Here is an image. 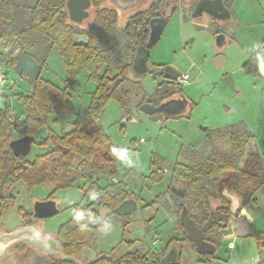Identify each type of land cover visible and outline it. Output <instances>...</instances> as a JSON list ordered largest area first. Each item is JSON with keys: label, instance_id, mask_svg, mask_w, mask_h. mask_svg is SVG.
<instances>
[{"label": "rangeland", "instance_id": "1", "mask_svg": "<svg viewBox=\"0 0 264 264\" xmlns=\"http://www.w3.org/2000/svg\"><path fill=\"white\" fill-rule=\"evenodd\" d=\"M7 1L33 3V0ZM185 4L178 0L177 8L170 16L159 41L151 49L150 61L171 66L181 73L188 72L189 80L181 85V94L195 104L189 116L161 121L138 112L134 121H125L124 118L131 110L141 103H154L155 89L161 82V77L156 73L140 78L138 84L131 80L125 81L122 85V89L126 91L125 107L117 100L110 99L99 121V125L120 150L118 181L113 182L106 176L97 175L94 176L95 179L79 178L73 186L58 190L44 183L28 187L23 182H17L13 187L15 203L2 215L6 221V230L11 231L21 226L19 208L28 212L32 210L35 201L50 197L59 211L40 222L46 224L45 230L48 233H54L59 225L67 222L76 213V204L96 199L95 191L86 190L88 181L96 180L101 187L107 186L115 191L124 188L135 198L138 207L130 215L127 225L123 217L109 213L108 210L100 211L101 219H107V222L98 227L94 246L79 253L80 261H90L104 253L118 258L130 251L155 252L156 256H161L165 247L167 251L170 245L177 243L181 263L194 264L197 256L194 255V245L188 240L186 231L180 224L181 209L178 204L187 206V212L195 218L197 225L200 224L197 220L204 213L196 203V193L182 183L175 184L184 187L186 194L180 199L172 197L169 191L171 166L179 150L185 145H196V149L203 155L215 150L230 153L232 144L229 139H213L210 143L206 141L201 127L207 126L213 130L240 122L246 125L251 137L243 157L239 160V169L251 153L257 152L264 160V76L261 73V76L249 74L244 70V63L253 52L246 45L252 41L256 32L253 27H245L244 22L254 20L257 23L258 19H264V0H237L233 4L234 19L224 31L227 38L231 36L228 30H234L235 34L238 31L240 39L226 43L221 48L215 43L217 24L204 21L196 23L187 18L185 14L188 8ZM238 20L241 21L240 24ZM217 52L226 59V64L219 69L212 62ZM3 68L7 73L9 87L7 92L10 100L7 101L13 115L23 117V108L17 95L28 91L31 86L13 68L6 65ZM224 74H229L233 86L223 81ZM39 76L58 86L64 85L66 70L63 58L55 48L49 54L47 67L41 70ZM94 89L95 83L87 77L86 71L80 72L69 88L73 94L74 112L59 115L55 119L49 118L47 125L37 132L31 144L27 155L29 161L48 150V147L38 145L40 138L50 132L60 135L77 115H87V106ZM178 94L175 93L174 96ZM0 106H3V99H0ZM140 138H143V143H139ZM178 158L183 159L181 154ZM152 159L164 160V175L158 181H152L149 177ZM256 197L257 203L245 206L240 215L250 220L253 232L264 234V184L256 192ZM215 204L217 202L212 205L216 206ZM215 236V228L205 232L206 238H216ZM154 237L157 239L156 243L152 242ZM230 240L235 243V247L230 249L229 242L222 240L215 251V261H227L229 264H264V246L252 234ZM26 245V250L11 248L10 257L2 264L46 263L43 254L38 252L39 249L35 246L31 248L27 243Z\"/></svg>", "mask_w": 264, "mask_h": 264}, {"label": "trees", "instance_id": "2", "mask_svg": "<svg viewBox=\"0 0 264 264\" xmlns=\"http://www.w3.org/2000/svg\"><path fill=\"white\" fill-rule=\"evenodd\" d=\"M90 1L97 12L95 20L97 28L85 32L89 39L87 44H77L74 42V35L78 31L69 20L67 0H33L31 4L0 0L2 64L5 62L6 66L13 67L22 54H28L41 65V72L46 67L51 50L55 48L63 58L67 75L62 86L38 76L34 86L26 92L19 93L17 99L21 103L24 115L18 123L13 120L14 115L7 104L0 107V211L14 205L15 198L9 191L17 182H23L28 187L44 183L58 190L73 186L82 175L92 179L97 175L117 179L120 150L99 125V121L110 99L117 100L123 108L125 107L126 91L122 89V85L128 81L126 72L129 65L124 63L122 35L132 39L136 26H144L146 16L152 13V10H146L142 17L140 15L131 17L125 30L120 31L114 26V12L101 8L105 0ZM158 5L166 11L169 8H177L178 0H160ZM107 27L115 35L112 38L108 35L106 41L101 42V38L104 36L106 38L108 34ZM135 45L134 42L133 52ZM83 70L95 83L87 115L85 117L77 115L71 123L74 129L67 134L63 131L60 135L50 132L40 138L38 145L48 147V150L36 155L32 161H29L27 156H14L10 142L16 138L13 137L10 128L13 125L17 126L18 137L36 136L37 132L47 125L49 118L55 119L59 115L73 113V94L69 88ZM247 72L252 73L251 70ZM135 83L138 84V81ZM181 89V84L176 80L160 82L155 89L154 102L157 104L175 93H182ZM194 106L195 104L189 101L187 111L175 117H188ZM151 117L161 121L169 118L160 113H155ZM250 137L249 130L242 122L210 129L207 131L206 141L211 143L213 139L227 138L232 144L230 153L215 150L203 155L197 149L184 146L181 149L183 159L172 164L171 185L182 183L196 193V203L204 213L200 220L196 219L200 222L199 225L213 219L215 221L213 228L217 229L223 227L231 217L230 205L222 196L223 190L236 194L242 208L249 203L255 204L253 196L264 184V160L255 152L247 157L241 169L238 166ZM149 171L152 181L162 179L164 160L152 159ZM86 190L95 191L97 199L112 213L122 201L132 197L124 188L115 191L107 186L99 187L96 180L89 181ZM169 191L174 199H180L170 187ZM213 202H217L216 207L212 205ZM183 205L187 208L185 204ZM75 208L76 213L58 227L56 236L63 253L78 258L83 249L91 248L95 244L98 228H93L91 223L95 220L106 223L107 219H101L92 204H76ZM18 211L23 218L26 216L22 208ZM189 217L195 220L194 217L190 215ZM128 219V215L124 217L125 225L129 223ZM251 234L261 246H264L263 233L252 231ZM215 237L212 241L217 249L219 236ZM26 247V244H19L14 249L26 250ZM165 251L166 247L161 256H156L155 252L130 251L118 258L104 253L86 262L79 259L66 260L45 253L43 256L45 264H161L160 259L167 252ZM213 257L214 254H197L196 264H205L206 260ZM174 264H182L180 255Z\"/></svg>", "mask_w": 264, "mask_h": 264}, {"label": "water", "instance_id": "3", "mask_svg": "<svg viewBox=\"0 0 264 264\" xmlns=\"http://www.w3.org/2000/svg\"><path fill=\"white\" fill-rule=\"evenodd\" d=\"M117 5L122 7H132L142 0H112ZM90 5V0H67L66 8L69 14V18L72 21H80L86 17V8ZM206 9L211 13L223 12L225 17H228L229 11L223 5V0H198L193 14L198 11ZM164 19H153L151 21L152 31L149 41L146 46H140L137 48V52L134 57V62L131 67V71L134 73V77L140 79L146 76L149 69L146 65V60L149 56V49L158 41L162 29L165 25ZM86 42L87 39L81 36ZM77 42V41H76ZM215 43L218 47L225 43V38L223 34H219L215 38ZM263 56V57H262ZM258 68L261 73L264 72V50L257 55ZM212 62L216 69L224 66L226 59L224 56L219 55L212 59ZM41 65L30 55L22 54L15 65L13 70L21 76V78L26 79L30 86H34L35 82L40 74ZM180 72L171 66H165L163 69V76L167 80H177ZM233 84L231 80V85ZM188 99L181 95L179 98H171L162 101L158 105H153L148 102L142 103L139 107L133 108L124 120L134 121L138 112H143L147 115H153L155 113H160L166 117H174L181 115L186 111V106ZM74 129L72 124L68 125L64 129V133L67 134ZM202 130H208L209 127H201ZM34 141V136H22L16 138L10 142V149L14 156H27L31 149V144ZM171 191L182 197L185 192V188L178 185L172 184L170 186ZM222 196L225 201L230 205L231 217L229 218L225 228H221L218 231L219 236L222 240H229L235 237H247L251 235L250 225L248 221L241 217L235 219V216L239 211H243L242 203L239 197L230 192L229 190H223ZM138 204L134 198H128L122 201L113 210V213L118 216H125L131 214L137 210ZM34 216L38 218H48L56 213H58V208L53 200L36 201L33 206ZM180 223L186 231L187 238L194 245L197 254H214L216 249L211 243L204 240V233L208 231L213 220H207L203 225L197 226L194 221L187 215L186 211L180 216ZM98 221L92 223L93 227H97ZM32 244L39 250H44L50 254L57 255L62 259H73L75 257L67 256L63 251L56 246L55 241L51 237H44L39 226L35 224L22 225L11 231H5L0 229V264L5 262L10 257L9 250L19 244ZM179 256V250L177 245H172L169 247L164 256L161 257V264H174L177 262Z\"/></svg>", "mask_w": 264, "mask_h": 264}, {"label": "flooded vegetation", "instance_id": "4", "mask_svg": "<svg viewBox=\"0 0 264 264\" xmlns=\"http://www.w3.org/2000/svg\"><path fill=\"white\" fill-rule=\"evenodd\" d=\"M197 1L198 0H182V2L186 3L185 6L188 8V12H186V14H185L187 16V18L195 21L196 23H198L200 21L201 22L204 21V22H210V23H213V24H217V30H216V33L215 34H216V36L219 35V34H223L224 35L225 43L223 45H225L229 41H234L235 40V36L234 35H236L234 33V30H228V32L231 33V34L229 33L231 36L228 37V38H227L226 32L224 30H225V28H228L230 22L232 21V19H234V15H233V12H232V9H233L232 6H233V4L237 0H230V1L223 0V5L228 9L229 14H230L228 17H225L223 15V12H220L219 11V12H216V13H211L210 11H208L206 9L198 10V11H196L193 14V10H194V7H195ZM256 1L259 2V0H256ZM159 2H160V0H142V1H140L139 3H137L136 5H134L132 7H125L124 8V7L120 6V5H117L112 0H105L103 2V4L101 5V8H104V9H107V10H110V11H113L114 12V15H115V25L114 26H115L116 30H120V29L121 30H125V28L129 24V20H130L131 17H133L135 15H140L142 17L143 16L142 14L146 10H148V9H151L152 10V13H150L149 15L146 16V23L144 24V26H139V25L136 26V28H135L136 30H135L134 35L132 36V39H130L129 37H125L124 35H122V37H123V41H122V46H123L122 47V52H123V55H124V63L129 65L128 70L126 72V78L128 80H131V81H139V79H137V78L134 77V73L131 71V67H132L133 62H134V57H135V54L137 52V48L140 47V46H146L147 43H148V41H149V38H150V35H151V31H152L151 21L153 19H157V18L164 19L166 23H165V25H164V27L162 29V32H163V30H164V28H165V26H166V24H167L170 16L176 10V7H175L174 9L169 8L168 10L163 11V9H161L159 7V5H158ZM86 12H87L86 17H84L80 21H72L69 18L70 22L73 24V26L75 27V29L78 31L74 35V42L77 43V44H87L89 42V39L86 36L85 32H87V31L89 32V31L95 30L97 28V25H96V22H95L96 16H97V12H95V9H94V7L91 4V1H90V5L86 8ZM67 13H68V11H67ZM68 17H69V14H68ZM261 24L263 25V28H264V20H263V23H261ZM120 25H121V28L119 29V26ZM248 27H253L255 29V31H256L255 32V35L252 37L253 38L252 41H250V39H249V41H250L249 42L250 43L249 46L250 47H254L255 46L256 47V50H255V52L253 54H251V56H249V58L244 63V70H245L246 73H248L247 72L248 70H251L252 73H249V74H255V75H259V76L263 75L264 76V72L261 73L260 70H259V68H258V59H257V55L260 54V52L262 50H264V32L259 37L258 42L256 43L257 38H258L257 36H258V34L260 32L259 31L260 30L259 29V25H258V23H254L253 25L248 26ZM107 29H108V27H107ZM162 32L160 34V37L162 35ZM107 33L108 34H106V38H105V36L101 38V42H103V41L105 42L106 39L109 37L108 35H111V38L113 37V35H115L114 32L111 31L110 29H108ZM81 36L86 37L87 41L84 42L85 40ZM160 37H159V39H160ZM159 39H158V41H159ZM134 42L136 43V45H135V51L133 52L132 49H133ZM156 43L154 45H156ZM222 46H220L219 48H221ZM152 47L149 49V56H148V58L146 60V65H147V67L149 69L148 74H156L157 73L161 77V82L166 81L167 79H165L164 76H163V69L167 65L155 64V63H152L150 61V52H151ZM220 54H221L220 52H217L214 57L219 56ZM48 58H49V56H48ZM48 58H47V60H48ZM3 64L6 65L5 62ZM46 67H47V61H46ZM10 68H13V67L11 66ZM260 73H261V75H260ZM228 75L229 74H224L223 75V81H225V83L231 84V78ZM181 95H183V94L179 93L178 95H175V96L173 95L172 97L167 98L165 100H168V99H171V98H179ZM165 100H163V101H165ZM161 102H159V103H161ZM159 103L156 104L154 102L153 105H158ZM188 106H189V99H188V103H187V106H186V111L188 109ZM169 118H173V117H169ZM208 130H210V128ZM208 130H205V131L203 130L205 132V138H206V134H207V131ZM63 132H64V130H63ZM17 138H19V137H17ZM34 140H35V136H34ZM37 143H39V140L37 141ZM186 146H189V147H192V148L196 149V145H194V146L185 145V147ZM183 147L184 146H182L181 149ZM181 149L179 150L178 155L181 154ZM178 155H177V158L174 160V162H176L177 160L178 161L180 160V158H178ZM81 178H84L85 179V175H82ZM110 180L113 181V182H117L118 181V179H110ZM88 183H89V181H88ZM171 183H170V185H171ZM170 185H169V187H170ZM13 187H14V185H13ZM13 187L10 188L9 194L12 195V196H14V198H15V195H14V192H13ZM99 187H101V186H99ZM97 197H98V195H97ZM97 197H96V199L94 201H87L86 203H80V204H92L93 208H95L99 212V214H100V211H102V210H108V212L111 213V211L107 207H105L97 199ZM131 198H134V197H131ZM50 199H51L50 197H47L45 199H40V200H37V201H45V200H50ZM34 203H33V206H34ZM178 205L180 206L181 214L183 213V211H186V213L188 215V212L186 210V207L183 204H180V203ZM12 206L7 207V208H5V209H3V210L0 211V229H3L5 231H8V230L5 229V225H6L5 223H6V221L2 218V215H3V212L4 211L11 209ZM216 206H214V207H216ZM241 210H243V208ZM240 212L241 211H239L237 213V215L235 216V219L242 217L240 215ZM24 214L26 216L24 218L22 217V224H21V226L22 225H31V224H35V225L39 226L40 229H41V232H42L43 236L44 237H51L55 241L56 246L59 247L62 250L61 244L58 241L57 236H56V231H57L58 228L55 230L54 233H51V234L48 233L45 230L46 224L45 223H42L41 224V222H40L41 220L45 221L44 219H46V218H38V217L34 216L33 207H32V210H29L28 212L27 211H24ZM131 214H128V216L130 217ZM125 216H127V215H125ZM125 216H120V217H123V219H124ZM228 220H227V222H228ZM95 221H97V220H95ZM227 222H226V224L223 227H220V228H217L216 229V235L217 236H219V234H218L219 229L225 228L226 225H227ZM92 223H91V226H92ZM214 223H215V221L213 220V224ZM102 224L103 223H101V221H98L97 227H93V226L92 227L93 228H98ZM213 224H212L211 228H213ZM199 226H201V225H199ZM204 240L207 241V242H209V243H211L212 245H214V243L212 241V240H214V238H208V237L206 238L205 237V233H204ZM218 241H219V244L222 241V238L220 236L218 238ZM28 246H30L31 248L32 247L34 248V245H32V244H28ZM194 250H195V248H194ZM38 252L41 253V254H44L45 253V254L52 255L54 257H59L57 255L50 254V253H48V252H46L44 250H38ZM75 258H76V261H78L79 258H77V257H75Z\"/></svg>", "mask_w": 264, "mask_h": 264}, {"label": "built area", "instance_id": "5", "mask_svg": "<svg viewBox=\"0 0 264 264\" xmlns=\"http://www.w3.org/2000/svg\"><path fill=\"white\" fill-rule=\"evenodd\" d=\"M3 64L2 62L0 61V99H3V106L5 104H7L9 106V108L11 109L12 111V108L10 106V104L8 103L7 100H10V96L8 95V83H7V73L5 72L4 68H3ZM189 76H188V73L187 72H182L180 73L179 77L177 78V82L181 85L183 84H186L188 82V79ZM3 106H0V107H3ZM23 117H17V116H14L13 120L15 122H20L22 120ZM10 132L12 133L13 137L17 138L18 137V128L17 126L13 125L11 128H10ZM139 142L140 143H143L144 140L143 138H140L139 139ZM156 237V236H155ZM154 237V240L152 241L153 243H156V238ZM228 247L229 248H232L233 247V243L232 242H229L228 243ZM205 264H229L227 261H215V259L211 258V259H208L206 260Z\"/></svg>", "mask_w": 264, "mask_h": 264}, {"label": "crops", "instance_id": "6", "mask_svg": "<svg viewBox=\"0 0 264 264\" xmlns=\"http://www.w3.org/2000/svg\"><path fill=\"white\" fill-rule=\"evenodd\" d=\"M263 20L264 19H258V21H257V23H258V25H259V34H258V38H257V41H256V43L258 42V39H259V37L263 34V30H264V28H263V25L261 24V23H263ZM239 21V23L241 22L240 20H238ZM245 23V27H247L248 28V26H251V25H253L255 22H254V20H251V21H245L244 22ZM243 24V23H242ZM239 32L237 31V33H236V35H235V40H237V39H240V36L238 37V34ZM249 39V38H248ZM232 41H229L228 43H231ZM237 42V41H236ZM246 43V42H245ZM250 44V43H249ZM249 44L248 45H246V48L247 49H250V50H253V52L251 53V54H253L254 52H255V50H256V47L254 46V47H250L249 46ZM245 46V44L243 43V47ZM249 46V47H248ZM226 64V63H225ZM219 69V68H218ZM185 72V71H184ZM181 73V72H180ZM188 73V72H187ZM188 76H189V74H188ZM90 103V102H89ZM88 107V106H87ZM140 143V142H139ZM253 198L256 200V202H255V204L257 203V197H256V193H255V195L253 196ZM253 205L252 203H249L248 205ZM247 205V206H248ZM246 206V207H247ZM244 209H245V207H243V211L242 212H244ZM245 219L248 221V223H249V225H250V230H251V233H252V231H253V227H252V224H251V222H250V220L248 219V218H246L245 217ZM228 242H232L230 239L229 240H227ZM233 243V247L232 248H230V249H233L234 247H235V243L234 242H232ZM173 245H177V243H174ZM194 250V249H193ZM215 254V253H214ZM194 255L195 256H197V253H196V251L194 250ZM215 256V255H214ZM214 259V258H213ZM195 260H196V258H195ZM180 261H181V259H180ZM196 261H194V264H196L195 263Z\"/></svg>", "mask_w": 264, "mask_h": 264}]
</instances>
